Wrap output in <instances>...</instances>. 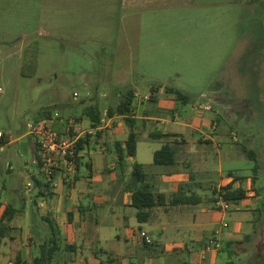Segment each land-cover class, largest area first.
Here are the masks:
<instances>
[{
	"label": "rangeland",
	"instance_id": "1",
	"mask_svg": "<svg viewBox=\"0 0 264 264\" xmlns=\"http://www.w3.org/2000/svg\"><path fill=\"white\" fill-rule=\"evenodd\" d=\"M132 86L140 97L152 86L180 90L192 97L184 106L191 113L199 104L210 106L207 115L218 116L215 131L223 138L222 172L250 179L248 192L254 195L253 170L258 163L256 187L264 200V0H0V132L4 139L11 135L18 140L7 149L16 156L20 149L23 155L15 163L16 174L28 169L24 176L29 177L38 171L29 148L28 124L45 107L58 105L64 117L84 118L87 103L99 99L104 112L117 106ZM161 96L162 104L170 105L172 95ZM142 104L136 100L140 116ZM173 108L154 103L148 110L172 119L178 113ZM145 124V133L159 127L158 122ZM58 129L62 132L64 126ZM114 130L115 126L110 133ZM139 142L141 162L149 161L161 145L158 140ZM243 146L256 153L257 162ZM209 170L197 181L203 194L220 201L222 189L213 193L207 188L219 181L218 159ZM38 193L27 196L36 200ZM215 206L221 208L220 202ZM43 211L37 203L29 206L36 215L35 227L41 230L36 233L39 243L49 229ZM261 212L259 227L264 229ZM218 214L219 225L233 223L236 215ZM243 215L254 217L251 212ZM139 225L151 231L153 241H162L150 223L131 222L118 232L124 237L135 231L132 236L138 238ZM71 238L63 235L62 246ZM129 261L141 262L136 254Z\"/></svg>",
	"mask_w": 264,
	"mask_h": 264
},
{
	"label": "crops",
	"instance_id": "2",
	"mask_svg": "<svg viewBox=\"0 0 264 264\" xmlns=\"http://www.w3.org/2000/svg\"><path fill=\"white\" fill-rule=\"evenodd\" d=\"M166 88L161 86L158 91H150L140 97L136 93L137 88L133 87L135 99L130 117L136 121L139 137L136 157L127 160L129 167L125 178H122L117 168L113 144L126 142L129 128L124 116L110 117L108 110H101L102 118L97 126L83 114L84 118H79L91 133L87 134L84 149L80 151L75 172L77 181L74 184V178L69 179L62 170L54 184L49 186L51 191H43L44 196L40 195L43 184L40 168L29 177L24 176L28 169L16 174L15 163L23 155L20 149L17 156L7 149L18 140H12L11 135L9 139H2L7 143L0 146V219L11 204L16 208L25 204V209L16 213L11 221H6L2 228L5 237L0 235V264H16L18 259L21 264H27L39 255L42 242L36 240V233L41 230L35 227L36 215L29 212L32 203L44 208L42 218L46 224L44 218H52L61 236L72 237L67 244L61 245L55 264H132L129 258L134 254L140 258V264H264V229L259 227L264 200L260 189L252 181L257 190L254 195H250V179L248 181L247 177L233 171L227 173L228 177L222 172V151L219 150L222 145L219 142L223 138L215 131L219 123L218 116L207 115L211 107L199 104L191 113L185 110V105L178 102L172 93L169 97L172 100L170 105H163L161 95L168 93ZM136 100L143 103L139 107L141 116L136 111ZM154 103H157L158 108L174 107L173 110L178 109V113L172 119L161 118L148 110ZM177 103L180 104L179 108ZM155 122H158L157 130L145 133V123ZM114 126V132L110 133ZM160 135L163 137H158ZM27 136L30 138L29 148L34 159V140ZM141 139L161 142L160 147L150 154L149 161H138ZM87 140L89 147L86 145ZM164 145L172 147L175 163L162 166L166 168H158L159 165L154 164V154ZM5 159L8 160L7 165ZM217 159L219 181L210 182L207 188L213 193L216 189L224 192L223 189L232 184L233 189L242 188L248 193L246 199L231 203L227 210L216 207L215 202L220 201L215 200L212 194H203L202 183L197 181L198 175L210 173L209 169ZM135 163L145 166L144 183L150 186L151 192L157 198L162 196L160 205L152 209L145 223L139 222L132 193L126 189ZM29 184L32 185L31 191H39L36 200L29 199L27 191L23 194L25 185ZM49 193L52 194L50 197L47 196ZM176 194L183 197L180 204L174 205ZM243 212H251L254 217L244 216ZM218 213L236 215L233 223L219 225ZM131 222L150 223L162 241H153L151 231L141 225L137 226L138 238L134 237L135 231L123 237L118 229L129 228ZM48 230L46 236L50 235ZM143 232L149 237L150 243L141 236ZM67 245H73L75 250L67 249Z\"/></svg>",
	"mask_w": 264,
	"mask_h": 264
},
{
	"label": "trees",
	"instance_id": "3",
	"mask_svg": "<svg viewBox=\"0 0 264 264\" xmlns=\"http://www.w3.org/2000/svg\"><path fill=\"white\" fill-rule=\"evenodd\" d=\"M161 88V86L158 87H151V92L158 91ZM166 91L168 93H172L176 96V100L180 102L182 105H187L192 101V97L188 94H185L184 92L177 90L175 88L167 87ZM135 99V91L133 88H127L126 91L122 94L120 98V102L116 107H109L108 109V115L114 116V115H120L124 116L125 123L127 127L129 128V136L126 142H115L113 144V149L117 155V168L122 176V178H125L126 172L128 169V163L127 160L129 158H135L137 153V144H138V131H137V124L134 119H132L130 116L133 113V103ZM58 105L48 106L45 107V109L42 112V115L35 119V121H39L44 118H50L54 111H56ZM83 115L89 118V120L92 122L94 126H97L101 122L102 118V112L100 109L99 100H94L91 104L87 105L83 109ZM59 127V126H58ZM57 127V128H58ZM163 137V136H158ZM7 141L1 140L0 146L5 145ZM86 145L89 147V141H86ZM84 149L83 143L81 142L79 144V151H82ZM243 152L247 154V156L257 162V155L256 153L248 149L247 147L243 146ZM34 159L37 163V168H40L41 162L40 158L38 156V147L35 145V154ZM80 160V159H79ZM79 163V161H78ZM175 163V157H174V151L172 147L169 145H164L160 150L156 151L154 154V164L159 166H172ZM145 166L142 164L135 163L132 168V172L130 174L129 183L126 185V189H128L133 196V206L138 210V220L141 223H145L148 221V219L151 216V211L154 207L157 205H160V200L162 196H159L157 198L150 190V186L146 183H144V180L146 178ZM259 170V165L256 163L254 167V177L252 179L253 184L257 181V174ZM230 175H232L230 173ZM237 180H240V178H236ZM48 188L49 185H41V191L40 195L44 196V189ZM224 192H221L222 197L225 201L229 203H238L241 200H244L248 197L247 191L244 189H233L232 184H229L223 189ZM52 194L49 193V197ZM181 194H176L174 196L173 204L177 205L180 204L182 199ZM25 209V204H21L19 208L14 207L12 204L9 205L2 218L0 219V235L2 237H5L3 234L2 228L5 226L6 221H11L16 213L19 211H23ZM45 221L48 223V226L50 228V235L46 236V239L40 244V250L39 255L32 259L31 262L27 264H55L56 258L61 251V233L59 229L56 226V222L52 220V218H44ZM67 249L69 250H75V247L73 245H67ZM16 264H21L20 259L17 260Z\"/></svg>",
	"mask_w": 264,
	"mask_h": 264
},
{
	"label": "built area",
	"instance_id": "4",
	"mask_svg": "<svg viewBox=\"0 0 264 264\" xmlns=\"http://www.w3.org/2000/svg\"><path fill=\"white\" fill-rule=\"evenodd\" d=\"M75 98H78V94H75ZM61 124L64 126L62 132L57 128ZM90 133L81 119L72 116L64 117L57 110L50 118L28 124V135L33 138L34 144L38 147L40 173L44 185L54 184L60 166L63 167V172L65 171L69 179L73 178L80 159L79 144L84 143L87 134ZM3 137L4 134L0 132V140ZM31 187L32 185L29 184L27 193L31 192ZM220 198L221 208L227 210L231 203L225 201L222 195ZM141 236L150 243L146 233L143 232Z\"/></svg>",
	"mask_w": 264,
	"mask_h": 264
}]
</instances>
